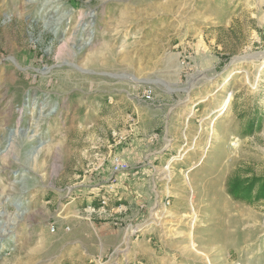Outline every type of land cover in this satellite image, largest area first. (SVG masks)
<instances>
[{"label": "rangeland", "instance_id": "obj_1", "mask_svg": "<svg viewBox=\"0 0 264 264\" xmlns=\"http://www.w3.org/2000/svg\"><path fill=\"white\" fill-rule=\"evenodd\" d=\"M255 110L264 0H0V264H264Z\"/></svg>", "mask_w": 264, "mask_h": 264}, {"label": "trees", "instance_id": "obj_2", "mask_svg": "<svg viewBox=\"0 0 264 264\" xmlns=\"http://www.w3.org/2000/svg\"><path fill=\"white\" fill-rule=\"evenodd\" d=\"M264 115L255 110L252 112L243 129L245 136L259 131L263 125ZM226 189L235 200L254 203L264 199V175L241 174L239 172L231 175L226 182ZM99 201V199H98ZM100 202L96 204L100 206Z\"/></svg>", "mask_w": 264, "mask_h": 264}, {"label": "bare ground", "instance_id": "obj_3", "mask_svg": "<svg viewBox=\"0 0 264 264\" xmlns=\"http://www.w3.org/2000/svg\"><path fill=\"white\" fill-rule=\"evenodd\" d=\"M229 77V76H228ZM229 98V97H228ZM226 99L225 100V102H224V104H223V107L222 108H220L218 111L219 112H223L224 111V109L226 108V106L228 105V103H229V99ZM221 113H219V114H221ZM190 150H186V152L184 153V154H186V153H188ZM205 151V150H204ZM184 154H182V157L180 158V159H185V156H184ZM207 158L208 157V155H205L204 154V156H203V158ZM210 157V156H209ZM175 158H172V160H174ZM202 161H204V159L202 160ZM170 165V164H169ZM171 169V167L170 166H167L166 168H164L163 170L164 171H169ZM194 169V168H193ZM164 173V172H163ZM169 173V177H170V175H171V172H168ZM194 175V174H193ZM189 174H186V178L189 180V181H191L190 179H189ZM193 179V178H192ZM187 180V183H189V181ZM191 183V182H190ZM198 212L196 211V209L195 208H193V217H192V221H191V232H190V236H192V234H193V229L195 228V225H196V221H197V218H198ZM157 219L158 218H155V223H157V224H160V222L159 221H157ZM154 223V222H153ZM191 246H192V248L193 249H195L196 251H197V249H196V247H195V244L192 242L191 243Z\"/></svg>", "mask_w": 264, "mask_h": 264}, {"label": "built area", "instance_id": "obj_4", "mask_svg": "<svg viewBox=\"0 0 264 264\" xmlns=\"http://www.w3.org/2000/svg\"><path fill=\"white\" fill-rule=\"evenodd\" d=\"M146 97H148V99L152 98V95H153V91L151 89L149 90H146ZM119 166H122V167H125L123 166V164L120 165V163L118 164V167ZM108 192V191H106ZM99 200H101V204H107L108 203V197H107V194L104 193L103 195H101V199L99 198Z\"/></svg>", "mask_w": 264, "mask_h": 264}, {"label": "crops", "instance_id": "obj_5", "mask_svg": "<svg viewBox=\"0 0 264 264\" xmlns=\"http://www.w3.org/2000/svg\"><path fill=\"white\" fill-rule=\"evenodd\" d=\"M89 198H92V201H90L91 202L90 204H98V203H95L99 199L98 195H91ZM118 236H119V233H117V238Z\"/></svg>", "mask_w": 264, "mask_h": 264}]
</instances>
